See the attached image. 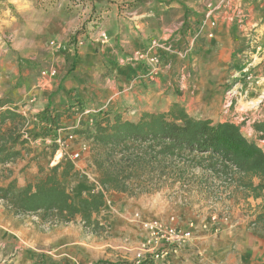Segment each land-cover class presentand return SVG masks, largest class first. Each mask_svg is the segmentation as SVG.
<instances>
[{
    "label": "rangeland",
    "instance_id": "1",
    "mask_svg": "<svg viewBox=\"0 0 264 264\" xmlns=\"http://www.w3.org/2000/svg\"><path fill=\"white\" fill-rule=\"evenodd\" d=\"M231 1L0 0V49L15 65V88L26 89L38 78L51 90L50 102L58 96L65 98L58 108L52 105V110H49L48 106L40 114H23L19 110L29 119L31 128L40 123L30 117L41 115L46 109L50 114L63 113L59 119V130H45V136L30 143L31 149H41L39 159L35 162H39L40 167L47 172L64 157L70 160V156L78 153L82 144H85L87 151L82 152L81 159L74 162V167L87 176L83 175V180L68 185L67 191L73 198L92 192L93 184L88 176L98 180V174L91 161V146L83 135L74 133L91 129L96 115L105 111L102 108V105L105 106L103 101L110 95H106L104 82L113 75L114 60L121 58L122 53L131 51L129 48L147 47L142 50V53H147L153 43L156 44V51L163 52L162 67L166 68L161 78L162 83L169 81V85L166 84L162 91L154 95L144 97L147 109L164 112L172 100H177L192 117L238 125L242 135L255 142L264 152V139L260 140L253 129L255 122L264 121V77L261 76L264 39L253 24L246 31L243 28V20L250 19L252 14L261 10L264 15V4L258 0H236L240 6L234 7ZM207 4H211L209 15L203 12V6ZM258 6H261L259 10ZM176 9L184 13L180 29L162 32V28L171 30L174 26L173 14ZM206 14L207 20L215 17L218 22L224 18L227 21L230 17L240 18L242 23L236 24L240 28L239 32L231 39L217 33L212 37L206 36ZM184 24H188L187 28ZM256 54L262 55L263 59L260 60V55L257 57ZM133 61L136 63L139 59ZM119 65H125V62H119ZM136 71V81L152 85L154 76H148V71L143 75ZM2 78L0 74V90ZM234 90L238 95L231 101L228 111L217 105L212 106L205 100L206 93H210L212 98L217 95L226 97ZM238 98L243 101L259 99L260 102L254 110L244 111L237 109ZM0 99H4L1 92ZM22 101L20 106L28 104L26 99ZM54 109L58 111L54 112ZM67 134L75 135L76 138L66 140ZM60 140L63 146H59ZM53 147L57 148L55 153L50 150ZM24 155L29 157L33 154ZM33 164L36 168V164ZM25 175L24 185L33 182L40 177L38 166L34 173L27 172ZM11 176L8 168L1 169L0 186ZM22 177L20 175L18 178ZM162 179L152 192L130 197L151 202L149 209L139 205L131 215L140 213L146 220L162 222L174 217L180 227L183 224L188 227L191 223L192 240L198 228L211 235L218 230L216 224L233 228L236 220L234 214L238 213L244 216L252 235L264 241V227L260 229L250 225L262 199L254 198L251 192L243 190L231 175H215L196 168L188 171L184 184L169 178ZM253 183L257 184V180L253 179ZM35 217L16 216L0 202V264H15L14 257L19 251L10 233L11 227L21 225L23 221L31 224L37 232L49 231L54 227L52 224L45 225L40 218ZM126 222L134 225L129 218ZM82 233L90 239L104 236L91 235L85 230ZM121 240L126 244L133 242L127 235L122 236ZM124 247L121 253L103 262L130 264L138 245L130 249Z\"/></svg>",
    "mask_w": 264,
    "mask_h": 264
},
{
    "label": "trees",
    "instance_id": "2",
    "mask_svg": "<svg viewBox=\"0 0 264 264\" xmlns=\"http://www.w3.org/2000/svg\"><path fill=\"white\" fill-rule=\"evenodd\" d=\"M62 114H50L46 109L30 117L40 123L31 128L19 106L0 99V166L15 162L24 153L33 154L29 162L37 161L41 149H31L30 143L45 136V130H59ZM253 129L263 140L264 121L255 122ZM74 134L83 135L91 146V161L102 191L73 198L68 185L84 177L64 157L47 172L37 165L40 177L23 187L15 180L0 186V202L14 215H34L52 225L71 224L79 218L86 232L102 234L106 225L100 224L98 216L110 193L129 197L150 193L162 178L184 184L188 171L198 168L231 175L243 190L261 198L250 225L264 227V152L234 123L192 117L180 103L173 102L164 112H142L135 122L123 119L120 113L103 111L96 115L91 129ZM50 150L55 153L57 148ZM142 264L153 263L146 260Z\"/></svg>",
    "mask_w": 264,
    "mask_h": 264
},
{
    "label": "crops",
    "instance_id": "3",
    "mask_svg": "<svg viewBox=\"0 0 264 264\" xmlns=\"http://www.w3.org/2000/svg\"><path fill=\"white\" fill-rule=\"evenodd\" d=\"M258 1L262 2V5L264 4V0ZM231 2L234 7L240 6L236 0H232ZM210 7L211 4L204 5L203 12H207L209 15ZM260 7L258 6V10ZM207 14L205 22L206 30L204 31L206 36L211 35L212 37L213 34L217 33L231 39L239 32L238 29L240 28L236 24L242 23L240 18L230 17L228 21L224 18L221 22H218L215 17L207 20ZM173 17L175 18V21L172 23L174 26L171 27V30L164 27L162 28V32L170 33L173 32L172 30L176 32L180 29L184 21V13L176 9ZM211 24H214V26ZM243 24L245 31L253 24L254 29L260 30L261 38L264 39V15L261 10L258 13L252 14L250 19H244ZM146 48L143 46L136 49L129 48L131 51H126L127 53L125 52V54L122 53L121 58L115 59V64H112L115 70L111 79H107L104 82L106 95L110 96L103 101L105 106L102 105V108L112 113H120L123 119L131 122L137 121L142 112L152 113L145 107L144 97L150 94L154 95L155 92L162 91L166 87V84L169 85V81H166V84L162 83L161 74L165 73L163 69L166 68L162 67L164 65L162 51H156L160 58V64L156 74L152 75L156 77L155 79L154 77L152 78L154 81L152 85L142 83L139 80L136 81V70L143 75L146 71L149 73L152 69L151 65H146L147 61H145L146 63L143 60H139L136 63L133 61L136 58L135 53H142V50ZM3 52L5 51L0 49V74L3 75V84L0 92L3 94L4 99L13 105L19 106L21 112L30 115L40 114L48 106L49 110H52V105L57 108L60 106V103L65 98L58 96L50 102L49 96L51 90L44 86L42 79L38 80L36 78L34 83L27 85L26 89L19 90L15 88L17 81L15 65L12 59ZM256 55L258 57L260 54ZM261 56H259L260 60L263 59ZM119 62L120 64L125 62V65H119ZM262 70L263 74L261 76L264 77V66ZM67 89L68 87L66 86L65 90ZM84 91L82 93H85ZM23 99H26L28 104L20 106ZM173 102L178 101L172 100ZM57 111L58 109H54V112ZM124 111L131 115L125 114ZM33 163L36 164V168L37 165H40L39 162H29V158L24 155L13 163L0 166V170L8 168L9 172L12 173V176L8 178L5 184L7 185L11 180L17 178V186L22 187L25 176H27L25 173H34L36 171ZM20 175H23L22 179L18 178ZM5 184H2V186ZM140 199L134 200L124 194L113 193L98 216L100 224L106 225L105 232L102 233L104 236H99V238L94 237L90 239V237L83 235L82 230L84 229L80 224L79 218H76L75 222L71 224L53 225L54 227L49 231L44 230V232H37L26 221H23L21 225L11 227L10 233H12L15 245H18L16 248L19 250L14 257V263L93 264L96 261L109 260L115 257L117 253H121V248L125 245L127 247L124 248L128 249L139 245L140 241L144 238V232L135 225L127 224L126 221L135 207L139 208L140 205L143 209H149L151 202ZM114 213L116 216H113ZM234 215L236 220L233 228L229 229L225 224H216L215 227L218 230L216 234L212 235L198 228L192 240L169 254L161 264H264V241L252 235L248 230L247 221L243 215H239L238 213ZM183 218L186 219V217ZM45 225H49V223H45ZM181 227L185 229L187 225L183 224ZM125 235L129 236L133 242H130V244L124 243L121 237Z\"/></svg>",
    "mask_w": 264,
    "mask_h": 264
},
{
    "label": "built area",
    "instance_id": "4",
    "mask_svg": "<svg viewBox=\"0 0 264 264\" xmlns=\"http://www.w3.org/2000/svg\"><path fill=\"white\" fill-rule=\"evenodd\" d=\"M211 25L214 26V24ZM208 36L211 37V35ZM155 48L156 44L153 43L147 53H135L137 59L145 60L152 66L148 76L155 75L160 64V58L156 52L157 49ZM51 75L53 74L51 73ZM75 138V135H66V140L72 141ZM60 142L61 140L58 143L60 144ZM59 146H63V143ZM80 151L70 156V161L74 164V166H76L74 162L81 159L82 152L87 151L85 144H82ZM80 175L83 176L86 174L81 171ZM88 178L93 184L92 192L102 191V187H100L97 178H91L89 176ZM72 184L73 183H71L70 186ZM129 221L144 232V238L140 241L137 249L134 251V258L130 264H142L146 260L151 261L153 264H161V262H163L169 254L175 252L181 245L190 241L192 237V224L189 223L188 227L184 229L176 224L174 217L168 218L165 222L157 220L149 221L146 220L140 213H134L129 217ZM105 264L123 263L106 262Z\"/></svg>",
    "mask_w": 264,
    "mask_h": 264
},
{
    "label": "bare ground",
    "instance_id": "5",
    "mask_svg": "<svg viewBox=\"0 0 264 264\" xmlns=\"http://www.w3.org/2000/svg\"><path fill=\"white\" fill-rule=\"evenodd\" d=\"M236 95H238V92L236 90L231 91V93L227 94L226 97L222 95L220 96L217 95L216 98H212L210 93H206L207 99L205 100L208 104L212 106L217 105L218 108L223 109L224 111H228V109L231 106V101L235 98ZM236 101L239 102L237 109H241L244 111L254 110L257 107L258 103L260 102L259 99L243 101L242 99L239 98L236 99Z\"/></svg>",
    "mask_w": 264,
    "mask_h": 264
}]
</instances>
